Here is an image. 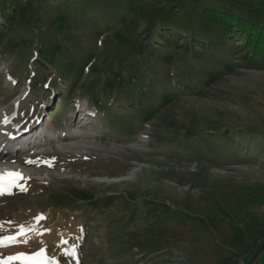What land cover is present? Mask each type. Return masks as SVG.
<instances>
[{"label": "rangeland", "instance_id": "1", "mask_svg": "<svg viewBox=\"0 0 264 264\" xmlns=\"http://www.w3.org/2000/svg\"><path fill=\"white\" fill-rule=\"evenodd\" d=\"M17 1L16 24L0 30V126L30 123L42 145L0 144V240L15 237L0 264L40 249L47 264H251L264 236V47L253 32L232 28L229 61L172 60L190 30L153 56L138 38L166 32L172 7L225 1ZM248 1L264 24V0ZM72 214L96 231L84 261L82 244H68Z\"/></svg>", "mask_w": 264, "mask_h": 264}, {"label": "trees", "instance_id": "2", "mask_svg": "<svg viewBox=\"0 0 264 264\" xmlns=\"http://www.w3.org/2000/svg\"><path fill=\"white\" fill-rule=\"evenodd\" d=\"M223 1L225 2L223 7L221 8L202 6L196 4L190 7L182 16L178 15V11H179L178 7L177 8L172 7L171 9L167 10L166 18L169 17V20H166L165 23H167L169 28H167L165 30L166 32L163 33H161V31H155L156 34H160L157 37L155 36L156 34L154 35L152 34V32H150V34H143L142 36H140V38H138V41H141V44L144 45L142 51L148 50L149 52L148 56H153L158 52H160L161 50L165 51L168 49V47H170L172 42H175L174 40H176L177 38L175 37V34L179 33L182 35L183 33H187L190 30L192 36H194L192 44L190 45L189 48L181 46L180 47L181 49L176 50V53H180V54H175V55L173 54L172 60L183 58V60H191L197 63L198 61L197 57L200 56L202 57L205 55L211 57V55L219 52V55L221 57L220 60L227 61L230 58V55L223 54L222 52L223 51L228 52V49H231V51H233L234 49L237 48V45L233 46L232 43L230 42L231 40L230 36L235 35L232 32V28L235 26L236 27L242 26L243 28L247 29V32H251V33L253 32L252 34H254V36L252 37L256 38V41L258 42L257 45L261 44V47H264V24L255 23L254 21V17H256L254 14L256 13L259 16L261 14L260 8L252 11V9L249 8L248 4L250 2L248 0H223ZM17 3H18L17 0H0V30L4 28V26L6 29H8L10 25H13L16 22L17 19L16 16H14V13ZM251 18L252 21L249 20ZM174 20L177 21L182 20L181 23L182 25L176 23L174 25L173 24ZM251 25L257 26V30L253 29V27L251 28ZM208 27L211 28L210 31L207 30L205 31V29ZM18 29L19 27L17 26L13 31H17ZM159 42L162 43V45L164 46L159 45L158 44ZM248 46L249 45H247V47ZM191 47L193 49H191ZM247 50L249 52L250 49ZM192 52L194 53V57ZM45 53L50 54L49 57L54 58V53H55L54 51L49 53L46 50ZM251 54L253 55V57H256L255 55L256 52H252ZM240 59L237 58L236 62L239 63ZM241 61L247 67L252 69L257 67L258 65L256 62H259L258 60H255L256 62H254L252 56L250 57L243 56ZM191 69L192 70H189L187 72L184 71L186 72V75L188 74V78L191 79L190 82L195 77L191 75L194 72L195 68L193 67ZM177 90H180L182 92H187L188 95L191 94L196 95L198 88L192 86L191 83H183L181 88H177ZM124 94H127V92H124ZM124 204H127V202H124ZM116 207L117 209H122L123 211L127 212L126 211L127 208H125L124 206H120V204ZM125 221L126 220H123V223ZM67 223L74 226L72 230L74 232H67L68 238L69 237L71 238L70 239L71 241H69L68 244H70L71 242L72 243L78 242L82 244L79 249V258L81 261H84L86 259V255H85L86 249L89 250L88 252H92L94 250L93 247L92 248L90 247V249L86 247L90 246L89 241L90 240L92 241L94 239L92 235H95L96 231L93 230L91 231V229H89V226H87L86 222L82 221L81 218L77 216V214H72L70 222ZM151 223H152L151 221L145 222L144 224L145 226H143L144 229H148ZM254 244L256 248L253 251L254 253L257 252L260 248L261 250L255 256L254 260L251 261V264H264V236H262V239H256Z\"/></svg>", "mask_w": 264, "mask_h": 264}, {"label": "snow or ice", "instance_id": "3", "mask_svg": "<svg viewBox=\"0 0 264 264\" xmlns=\"http://www.w3.org/2000/svg\"><path fill=\"white\" fill-rule=\"evenodd\" d=\"M7 176L15 177L17 179L21 178L19 173H8ZM12 182L15 183V180H13ZM40 218L42 219L43 217H40ZM23 231L24 229L22 227V234H23ZM5 240L11 242L15 240V237H6L4 240H0V244H3ZM11 260L38 261L39 264H47L46 249H40L37 253L33 255H26L23 253H19L15 256L8 257V261H11ZM8 261H4V264H8Z\"/></svg>", "mask_w": 264, "mask_h": 264}, {"label": "bare ground", "instance_id": "4", "mask_svg": "<svg viewBox=\"0 0 264 264\" xmlns=\"http://www.w3.org/2000/svg\"><path fill=\"white\" fill-rule=\"evenodd\" d=\"M85 116H88V115L85 114ZM36 128H37V127H36ZM5 129H6V127L2 128L3 131H4ZM6 130H7V129H6ZM32 133H34V132H32ZM22 135H25V134H23V133H22V134H18L17 138L23 137ZM35 136H36V135H35ZM24 138H25V137H24ZM24 138H22V139L20 138V139H21V140H24ZM20 139H19V140H20ZM21 140H20V141H16L15 143H18V142H19L18 144H20L21 147H22V149H23L24 142H22ZM20 142H21V143H20ZM29 142H30V141H29ZM29 142H28V143H29ZM21 147H20V148H21ZM6 155H7V154H5V156H6Z\"/></svg>", "mask_w": 264, "mask_h": 264}]
</instances>
